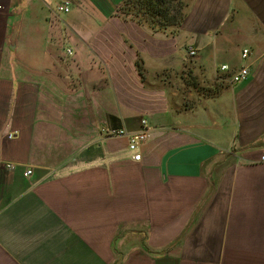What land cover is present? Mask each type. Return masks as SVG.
I'll return each mask as SVG.
<instances>
[{
  "label": "crops",
  "instance_id": "0c3cea01",
  "mask_svg": "<svg viewBox=\"0 0 264 264\" xmlns=\"http://www.w3.org/2000/svg\"><path fill=\"white\" fill-rule=\"evenodd\" d=\"M73 1L0 0V264H264V0L175 36Z\"/></svg>",
  "mask_w": 264,
  "mask_h": 264
},
{
  "label": "trees",
  "instance_id": "16d2710c",
  "mask_svg": "<svg viewBox=\"0 0 264 264\" xmlns=\"http://www.w3.org/2000/svg\"><path fill=\"white\" fill-rule=\"evenodd\" d=\"M193 0H121L112 13L168 36L177 35ZM171 28H174L171 30Z\"/></svg>",
  "mask_w": 264,
  "mask_h": 264
},
{
  "label": "built area",
  "instance_id": "2783aa9c",
  "mask_svg": "<svg viewBox=\"0 0 264 264\" xmlns=\"http://www.w3.org/2000/svg\"><path fill=\"white\" fill-rule=\"evenodd\" d=\"M58 10L62 13H69L70 12V2L65 1L64 3L60 4L58 7ZM249 50L244 49L242 52L243 59L247 58L249 55ZM68 54H72L71 51H68ZM188 54L190 57H193L196 55V50L193 47L188 48ZM222 71H228L229 67L227 65H223L221 67ZM250 76V70L248 67L244 66L241 67L238 72H236L232 78L231 82L233 84L242 83L245 80H247ZM143 125V129L140 131H129L126 128H113V129H107L106 134L110 137H125L129 141V150L133 154V159L136 161H139L141 159V147L151 138V132L148 128V122L146 119H142L141 121ZM16 135L15 134H9L8 138L13 139ZM261 161L264 162V152L261 155ZM7 167L9 169H15V166L13 164H8ZM24 175L26 177H30L32 175V170H27Z\"/></svg>",
  "mask_w": 264,
  "mask_h": 264
},
{
  "label": "rangeland",
  "instance_id": "374dc122",
  "mask_svg": "<svg viewBox=\"0 0 264 264\" xmlns=\"http://www.w3.org/2000/svg\"><path fill=\"white\" fill-rule=\"evenodd\" d=\"M13 1H14L13 3L17 4V8H18V0H13ZM65 1L66 0H51V2L49 3L50 7H48L47 12L50 13L52 19L55 16L57 17L58 14H60V18L61 19H64L65 17H67L69 15L68 13H62V12H60L58 10L59 5L62 4V3H64ZM68 1L70 2V13H75L76 12V3L73 0H68ZM112 1H114V0H112ZM104 2H105V0H104ZM79 5H81V9L83 11H94L92 9L91 3L89 1L82 0V2L79 3ZM105 7H106V10L105 11H110V10L112 11V9H116L118 6H117V4L116 5L115 4L113 5V3L111 2V0H106ZM173 29L174 28H171V30H173Z\"/></svg>",
  "mask_w": 264,
  "mask_h": 264
}]
</instances>
